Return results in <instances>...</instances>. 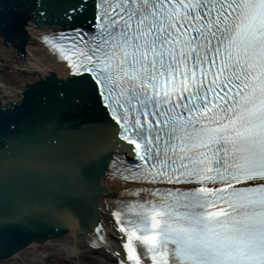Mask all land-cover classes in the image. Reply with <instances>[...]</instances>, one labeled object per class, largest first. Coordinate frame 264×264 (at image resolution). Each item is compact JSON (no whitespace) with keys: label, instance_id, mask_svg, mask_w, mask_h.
I'll list each match as a JSON object with an SVG mask.
<instances>
[{"label":"snow or ice","instance_id":"obj_1","mask_svg":"<svg viewBox=\"0 0 264 264\" xmlns=\"http://www.w3.org/2000/svg\"><path fill=\"white\" fill-rule=\"evenodd\" d=\"M32 25L67 75L0 110V245L79 227L116 172L115 264H264V0H0V35Z\"/></svg>","mask_w":264,"mask_h":264},{"label":"bare ground","instance_id":"obj_2","mask_svg":"<svg viewBox=\"0 0 264 264\" xmlns=\"http://www.w3.org/2000/svg\"><path fill=\"white\" fill-rule=\"evenodd\" d=\"M51 31L30 26L32 39L26 45L25 60L17 58L11 47L0 37V99L3 104L18 100L25 85L37 80L38 74L47 76L55 73L60 79L66 78L63 62L43 44V38ZM100 182L111 191L98 197L100 232L87 235L66 233L31 242L11 256L0 258V264H115V257L108 248L112 252H120L121 249L116 239L118 229L112 215L115 208L108 201L119 202L117 194L122 191L124 182L107 173ZM100 235L105 237L104 246L97 239Z\"/></svg>","mask_w":264,"mask_h":264},{"label":"water","instance_id":"obj_3","mask_svg":"<svg viewBox=\"0 0 264 264\" xmlns=\"http://www.w3.org/2000/svg\"><path fill=\"white\" fill-rule=\"evenodd\" d=\"M32 26L38 29L42 28L53 30V28L49 26ZM29 28L30 27L27 28L26 32H23L18 28L11 29L6 35H0L5 44L11 47L14 55L22 60L26 59V45L32 39L29 33ZM58 80L63 79L58 78L55 73H50L47 76H41L38 74L37 80L25 85V90L20 94V98L18 100L3 104L0 99V110H7L9 113L15 112L17 114L25 113L29 110L34 96L40 90L37 85L55 83ZM47 185L48 182L46 181H42L31 176H20L15 178L13 184L10 185L8 197L10 200L30 203L40 198V191L42 187ZM101 186L106 188L108 192H111L106 185L101 184ZM89 204L93 215L90 218H86L79 227H54L49 225L46 227H37L26 232L16 233L7 245H0V258L9 257L14 252L24 249L29 243L40 242L47 237L54 238L63 236L66 233H82L86 235L94 233L95 231L93 229L97 226L95 222L99 221V226L101 224L98 198L90 197Z\"/></svg>","mask_w":264,"mask_h":264},{"label":"rangeland","instance_id":"obj_4","mask_svg":"<svg viewBox=\"0 0 264 264\" xmlns=\"http://www.w3.org/2000/svg\"><path fill=\"white\" fill-rule=\"evenodd\" d=\"M8 94V93H7Z\"/></svg>","mask_w":264,"mask_h":264}]
</instances>
